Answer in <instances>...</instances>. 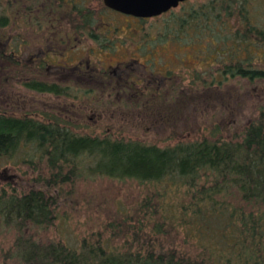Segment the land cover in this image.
Segmentation results:
<instances>
[{
	"label": "trees",
	"instance_id": "obj_1",
	"mask_svg": "<svg viewBox=\"0 0 264 264\" xmlns=\"http://www.w3.org/2000/svg\"><path fill=\"white\" fill-rule=\"evenodd\" d=\"M168 12L164 29L156 32L158 43L205 41L214 57L209 69L198 74L202 85L233 78L264 81V0H205ZM8 23L0 13V28ZM150 34L144 37L152 41ZM24 86L73 97L70 87L58 83L31 80ZM20 151L45 187L106 176L136 181L148 191L119 224L108 226V236L92 234L69 247L40 243L23 233L28 224L53 222L54 196L43 189L19 194L2 188L0 228L15 233L4 254L14 260L11 264H264V106L230 139L202 137L162 147L107 133L79 134L56 121L0 112V157ZM171 225L191 236L184 240L192 243L194 255L160 241ZM195 232L198 240L192 238ZM116 240L120 243L114 245Z\"/></svg>",
	"mask_w": 264,
	"mask_h": 264
},
{
	"label": "rangeland",
	"instance_id": "obj_2",
	"mask_svg": "<svg viewBox=\"0 0 264 264\" xmlns=\"http://www.w3.org/2000/svg\"><path fill=\"white\" fill-rule=\"evenodd\" d=\"M7 1H0V13L9 17L0 28V112L56 121L79 134L107 133L162 147L202 137L230 139L264 106V81L233 78L221 85L201 84L198 74L214 58L205 41L158 43L156 32L164 29L168 11L141 24L107 10L102 0ZM203 1L187 0L173 11ZM82 17L100 43L87 37L88 27L82 33L75 29ZM114 27L116 32L106 34ZM144 30L154 40L146 39ZM31 80L66 85L73 97L28 89L24 83ZM23 154L0 157V191L43 189L56 198L50 225L23 228L40 243L77 247L83 237L108 236V226L119 224L148 191L136 181L106 176L45 187L37 182L38 172L23 162ZM14 236L13 230L0 228V263H13L4 254ZM159 236L164 246L195 254L192 243L184 240L185 229L167 226ZM199 237L197 232L192 236Z\"/></svg>",
	"mask_w": 264,
	"mask_h": 264
},
{
	"label": "water",
	"instance_id": "obj_3",
	"mask_svg": "<svg viewBox=\"0 0 264 264\" xmlns=\"http://www.w3.org/2000/svg\"><path fill=\"white\" fill-rule=\"evenodd\" d=\"M103 4L116 12L137 18H151L176 8L186 0H102Z\"/></svg>",
	"mask_w": 264,
	"mask_h": 264
},
{
	"label": "flooded vegetation",
	"instance_id": "obj_4",
	"mask_svg": "<svg viewBox=\"0 0 264 264\" xmlns=\"http://www.w3.org/2000/svg\"><path fill=\"white\" fill-rule=\"evenodd\" d=\"M103 2V1H102ZM104 5V4H103ZM104 7L107 9V10H111V9H109V8H107L105 5H104ZM112 11H114V10H112ZM116 12V11H115ZM118 14H119V12H118ZM121 15H125V14H122V13H120ZM126 16H128V17H132V18H134V19H136V20H138V21H140V23L142 22V20H149V19H151V18H154V17H151V18H137V17H134V16H130V15H126ZM157 17V16H156ZM82 20V21H81ZM81 20H77L78 22H76V24H75V29L76 30H79L80 31V33H82V32H84V29L86 28V27H88V31H87V33H86V35H87V37H89L90 39H92V40H97V42H99L98 41V38H100L98 35H96L94 32H93V27L91 26V27H89V23H87L86 21H85V18L84 17H82L81 18ZM81 28H83V31L82 30H80ZM117 27H114V29H111V28H108V29H106V34H107V32H109V31H111L112 33L113 32H116L117 31ZM100 43V42H99ZM103 46V45H102ZM106 48H108V47H106Z\"/></svg>",
	"mask_w": 264,
	"mask_h": 264
}]
</instances>
